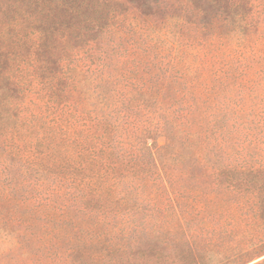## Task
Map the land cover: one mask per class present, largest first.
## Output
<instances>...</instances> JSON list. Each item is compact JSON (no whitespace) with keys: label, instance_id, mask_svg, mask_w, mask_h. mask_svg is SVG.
<instances>
[{"label":"trees","instance_id":"1","mask_svg":"<svg viewBox=\"0 0 264 264\" xmlns=\"http://www.w3.org/2000/svg\"><path fill=\"white\" fill-rule=\"evenodd\" d=\"M70 4L15 0L22 17L0 46V264L16 254L111 264L109 254L128 250L114 240L131 241L153 211L164 214L154 193L171 199L202 177L228 178L225 189L249 194L250 216L264 220L255 3L236 0L210 24L187 8L160 26L137 23L126 49L96 47L109 33L99 20H88L84 47L49 46L58 35L51 15Z\"/></svg>","mask_w":264,"mask_h":264},{"label":"rangeland","instance_id":"2","mask_svg":"<svg viewBox=\"0 0 264 264\" xmlns=\"http://www.w3.org/2000/svg\"><path fill=\"white\" fill-rule=\"evenodd\" d=\"M14 1L0 0V46L5 43L6 26L14 23L10 28L13 30L16 21L12 19L21 20L22 17L21 12H17V8L13 5ZM108 1L107 6L89 8L82 3L83 0H71V4L67 7L57 9L51 16L53 30L58 35L48 45L59 48L84 47L85 34H94L89 32L88 20H99L101 25L109 23L105 28L109 33L98 39L96 47L106 50L111 42H115L119 47L126 49L130 47L132 41V35L128 33L135 30L137 23L142 26L149 24L160 26L169 17L186 14L187 8L193 13L187 14L189 17L203 18L206 24H210L222 11L236 2V0H193L192 3L189 0ZM250 1L257 6L255 16L259 15V22L264 27V0ZM6 10L12 12L8 13ZM128 17L130 19L127 20ZM19 26L16 24L17 28ZM28 26H30L29 21L24 27ZM91 29L92 32L96 31L94 27ZM257 31L258 28H255L254 32ZM118 56H120L117 57L118 59L123 57V55ZM196 181L192 182L195 185L190 188L170 195L171 199L168 195L154 193L153 198L164 201V214L153 211L155 214H152V221L147 229L142 233H135L131 241L120 240L121 237L114 240L113 242L127 246L128 250L125 253L109 254L108 257L111 258L109 262L111 264H211L216 260L222 264L261 263L264 260V243H261L264 240V220L259 221L250 216V209L247 208L249 194L225 189L229 182L228 178L213 180L202 177ZM214 181L219 182L221 186L211 185L215 183ZM177 211L182 214L183 221L175 220L174 214ZM162 214L163 216H160ZM159 217H164L160 224L156 220ZM108 245L109 241H106L92 247ZM36 259L38 256L16 254L6 259V262L34 264ZM102 260L105 261L102 264H108L107 259ZM41 264L96 263L84 254H73L62 259L57 257L51 263L43 258Z\"/></svg>","mask_w":264,"mask_h":264}]
</instances>
